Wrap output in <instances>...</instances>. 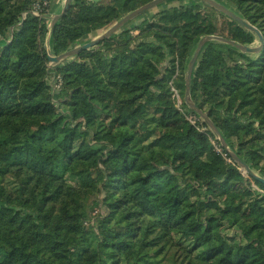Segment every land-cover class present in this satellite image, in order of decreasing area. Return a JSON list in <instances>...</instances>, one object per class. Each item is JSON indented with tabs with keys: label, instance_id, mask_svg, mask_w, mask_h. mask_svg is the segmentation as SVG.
I'll return each instance as SVG.
<instances>
[{
	"label": "trees",
	"instance_id": "1",
	"mask_svg": "<svg viewBox=\"0 0 264 264\" xmlns=\"http://www.w3.org/2000/svg\"><path fill=\"white\" fill-rule=\"evenodd\" d=\"M35 1L0 0V264H264V184L169 87L203 36L252 46L257 34L201 0L161 4L51 72ZM150 1L72 0L51 52ZM215 1L264 39V0ZM190 97L264 178V43L249 54L208 42Z\"/></svg>",
	"mask_w": 264,
	"mask_h": 264
},
{
	"label": "water",
	"instance_id": "2",
	"mask_svg": "<svg viewBox=\"0 0 264 264\" xmlns=\"http://www.w3.org/2000/svg\"><path fill=\"white\" fill-rule=\"evenodd\" d=\"M71 1L72 0H65L62 12L59 15L51 18L47 24L48 32H47L45 40H44V49H45V53L47 56V60L51 64H58L67 58L74 57L75 55H77L78 53H80L84 50L91 49L92 47L96 46L99 42H101V41L109 38L110 36H112L114 33H116L118 30H120L122 27H124L125 24H127L129 21H131L132 19H134L138 15H141L142 13H145V12L149 11L150 9L155 8L158 5H160L161 3L166 2L168 0H152V1H150L144 5L140 6L139 8L133 10L132 12L128 13L127 15L122 17L121 19H119L117 22H115L113 25H111V27H109L106 31H104L97 38H95L91 41L85 42V43H83L77 47H74V48H72V49H70L64 53H61L59 55H55L54 53L51 52V49H50L49 40H50V36H51V31H52L54 24L67 12V10L71 4ZM201 1H204L205 3L209 4L210 6H212L216 10L220 11L224 15L228 16L232 20L236 21L240 25L244 26L245 28L255 32L258 36L260 45L258 47H251V46H247V45H242V44H239L233 40L227 39V38L219 36V35L203 36L199 40V42L197 43L195 51L193 53V56L188 63L186 77H185L184 101L186 102L187 106L192 111H194L196 113V115H198L203 120L204 123H206L208 125L209 129L212 131V133L219 140L222 148L245 171V173L248 176L252 177L254 180L259 181L260 183L264 184V178H262L261 176H259L256 173H254L247 163H245L236 153H234L233 151H231L229 149V147L227 146V143L225 142L221 133L219 132L217 127L213 124L211 119L208 117L207 113H205L203 110L198 108L190 97L191 79H192L193 69H194L195 64L197 63V61L200 57V54H201L203 47L208 42L218 41V42L226 43V44H229L231 46L236 47L237 49H239L240 51H242L244 53L254 54V53H257L263 49V43H264L263 36L257 28H255L253 25L248 23L243 18L237 16L235 13H233L232 11H230L229 9H227L225 6L221 5L217 1H215V0H201Z\"/></svg>",
	"mask_w": 264,
	"mask_h": 264
},
{
	"label": "rangeland",
	"instance_id": "3",
	"mask_svg": "<svg viewBox=\"0 0 264 264\" xmlns=\"http://www.w3.org/2000/svg\"><path fill=\"white\" fill-rule=\"evenodd\" d=\"M218 1L225 2V3L228 2V0H218ZM194 2H197V1H196V0H168V2H163V3H161V4L163 5V7H167L168 5H169V6H171V5H174V6H175V5H179L180 3H194ZM161 4H160V5H161ZM138 8H139V7H138ZM158 10H159V6L150 9V10L147 11L146 13L152 15V14L156 13ZM132 20H133V19H132ZM132 20H131V21H132ZM217 20H218L219 31H223V32H224L225 29H226V25H225L226 18L220 15L219 17H217ZM131 21H129V22H131ZM129 22H128V23H129ZM128 23H127V24H128ZM248 23H249V22H248ZM113 24H114V23H113ZM113 24H112V25H113ZM127 24H125V25H127ZM125 25H124V26H125ZM110 27H111V26H110ZM108 28H109V27H108ZM108 28L106 27L105 29H100V30L94 32L93 34H91V35H90V40H89V41L93 40L94 38H96L97 36H99L100 34H102V32L106 31ZM9 41H10V40H8L7 42H9ZM49 42H50V40H49ZM79 45H81V44H79ZM79 45H76L75 47H77V46H79ZM259 45H260V42H259V39L257 38V39H256V42H255L251 47H258ZM72 48H74V47H72ZM194 51H195V49L193 50L191 56L189 57V60H188L187 64L185 65V68H184V69L181 68V65L179 64L178 60L175 62V65H176V68H175V74L172 76L171 80L169 81V87H170V91H171V93H172V98H173V100H174V103H175L176 107H177L180 111H184V109L182 108V102H183V100H184V96H185V89H184V94H182V93H181V89H179V88L177 87V83H178V79H181L182 77L184 78V81H185V77H186V72H187L188 63H189L190 59L192 58ZM70 58H72V57H70ZM70 58H67V59H70ZM67 59H65V60H67ZM65 60H63V61H65ZM60 63H61V62H60ZM58 64H59V63H58ZM55 65H57V64H51V63H49V62H48V64H47V66H48V68L50 69L51 72L53 71ZM180 77H181V78H180ZM49 79H50V80H49V84H50L51 90H52L53 92H55V91L60 87L61 79H60L59 76L55 75L54 73L51 75V77H50ZM184 83H185V82H184ZM123 111H124V112H127L128 109L125 108ZM205 113H206V112H205ZM197 116H198V115H197ZM188 118H192V120H193V118L196 119V120H199V119H200L201 121H203L199 116H198V118H197V117H195L194 115H188ZM215 137H216V136H215ZM215 145L217 146V144H215ZM229 149H230V148H229ZM230 150H231V149H230ZM231 151H233V150H231ZM233 152H234V151H233ZM239 168H240L241 172H242L245 176H248V175L245 173V171H244L240 166H239ZM252 185H253V187L256 188L257 190H260V188H261V187H260L259 185H257L255 182H253ZM260 191H261V190H260ZM101 213H102V211L100 210V208H94V209H92V210H89L90 218H92L91 221L93 222V221H94V218H95L97 215L101 214ZM88 223H89V222H87L86 224H88Z\"/></svg>",
	"mask_w": 264,
	"mask_h": 264
},
{
	"label": "built area",
	"instance_id": "4",
	"mask_svg": "<svg viewBox=\"0 0 264 264\" xmlns=\"http://www.w3.org/2000/svg\"><path fill=\"white\" fill-rule=\"evenodd\" d=\"M52 0H37L33 3L32 8L29 10L28 13L37 16L39 18H45L48 14V10L50 8ZM27 13V14H28ZM26 17V13L23 15V19ZM193 124L195 123L196 119L188 118Z\"/></svg>",
	"mask_w": 264,
	"mask_h": 264
},
{
	"label": "crops",
	"instance_id": "5",
	"mask_svg": "<svg viewBox=\"0 0 264 264\" xmlns=\"http://www.w3.org/2000/svg\"><path fill=\"white\" fill-rule=\"evenodd\" d=\"M87 1H91V2H99L102 0H87ZM64 2L65 0H52L51 1V5L50 8L48 10V14L45 17V20L47 21V24L49 22V20L57 15H59L62 10H63V6H64ZM103 33V32H102ZM101 35V34H100ZM98 37V36H97ZM96 37V38H97ZM95 39V38H94Z\"/></svg>",
	"mask_w": 264,
	"mask_h": 264
}]
</instances>
